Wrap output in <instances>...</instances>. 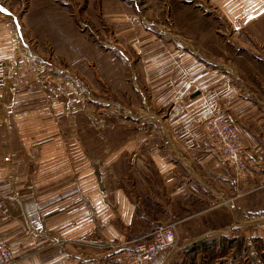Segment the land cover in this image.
Returning <instances> with one entry per match:
<instances>
[{"label":"crops","instance_id":"crops-1","mask_svg":"<svg viewBox=\"0 0 264 264\" xmlns=\"http://www.w3.org/2000/svg\"><path fill=\"white\" fill-rule=\"evenodd\" d=\"M234 6L239 20L264 14V1ZM152 49L159 57L172 52L143 66L142 82L166 106L161 134L153 139L149 131L142 149L138 140L127 152L121 144L97 165L61 141L58 111L74 102L40 98L45 90L33 84L15 36L0 23V201L7 206L0 210V242L14 253L13 264H117L125 242L173 220L179 209L186 213L182 237L178 231L177 245L151 264H174L193 242L226 227L264 237V97L242 98L224 78L199 74L193 58L179 64L171 45ZM22 79L26 85H18ZM221 112L237 124L243 171L221 164L203 124ZM208 210L220 217L206 219Z\"/></svg>","mask_w":264,"mask_h":264},{"label":"rangeland","instance_id":"rangeland-1","mask_svg":"<svg viewBox=\"0 0 264 264\" xmlns=\"http://www.w3.org/2000/svg\"><path fill=\"white\" fill-rule=\"evenodd\" d=\"M238 2L0 0L6 10L0 23L15 36L33 84L45 90L40 98L74 102L72 110L62 105L58 111L62 143L77 146L98 165L121 144L127 152L132 139L138 140L142 149L149 131L154 129L153 139L161 134L166 106L154 100L157 90L142 82L143 66L153 67L172 52L159 57L154 50V56V45L178 49L179 64L193 58L199 74L224 78L242 98L264 97V14L239 20L234 14ZM41 114L49 115L44 108ZM215 211H205L206 219L220 217ZM184 213H171L179 221L180 238ZM222 231L212 237L220 242L214 251L193 257L189 245L174 264H264V237L246 238L239 227Z\"/></svg>","mask_w":264,"mask_h":264},{"label":"built area","instance_id":"built-area-1","mask_svg":"<svg viewBox=\"0 0 264 264\" xmlns=\"http://www.w3.org/2000/svg\"><path fill=\"white\" fill-rule=\"evenodd\" d=\"M210 133L215 153L228 166H234L243 171L245 168L244 145L242 138L231 115L220 113L205 122ZM8 160V158H5ZM235 202L229 203V208L235 207ZM0 210L7 211V206L0 201ZM177 220L159 221L154 223L149 231L141 238L130 239L125 242L118 264H151L160 252L173 248L178 240ZM14 253L11 248L0 242V264H13Z\"/></svg>","mask_w":264,"mask_h":264},{"label":"trees","instance_id":"trees-1","mask_svg":"<svg viewBox=\"0 0 264 264\" xmlns=\"http://www.w3.org/2000/svg\"><path fill=\"white\" fill-rule=\"evenodd\" d=\"M225 237H223L224 239ZM227 241H232V239H227ZM220 242L216 238H203V240L193 242L189 250L193 252V257H195L198 253L202 255L206 252L214 251L215 248L219 246Z\"/></svg>","mask_w":264,"mask_h":264},{"label":"snow or ice","instance_id":"snow-or-ice-1","mask_svg":"<svg viewBox=\"0 0 264 264\" xmlns=\"http://www.w3.org/2000/svg\"><path fill=\"white\" fill-rule=\"evenodd\" d=\"M2 11H6V10H4L3 8H0V12H2Z\"/></svg>","mask_w":264,"mask_h":264}]
</instances>
